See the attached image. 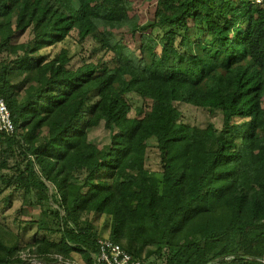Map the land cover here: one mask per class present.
<instances>
[{
	"label": "trees",
	"instance_id": "16d2710c",
	"mask_svg": "<svg viewBox=\"0 0 264 264\" xmlns=\"http://www.w3.org/2000/svg\"><path fill=\"white\" fill-rule=\"evenodd\" d=\"M127 1L0 0V93L16 127L0 131V203L19 192L48 225L27 222L28 242L0 233V264H35L26 247L94 264L97 216L144 264L149 243L163 264H264V0H156L133 27L149 34L139 60L108 58L99 22L128 19ZM185 104L220 112L221 126Z\"/></svg>",
	"mask_w": 264,
	"mask_h": 264
},
{
	"label": "rangeland",
	"instance_id": "374dc122",
	"mask_svg": "<svg viewBox=\"0 0 264 264\" xmlns=\"http://www.w3.org/2000/svg\"><path fill=\"white\" fill-rule=\"evenodd\" d=\"M127 9L129 13V18L123 20L121 22H108V21H100L99 29L109 40L113 50L109 52L108 58L112 57L115 50H122L124 53H127L131 58H135L139 60L141 57V45L144 43L148 37V32L143 31H135L133 30L134 25H144L153 21L154 13L156 10V0H128L127 1ZM28 35H24L23 39H25ZM94 41L85 42L84 49L90 51L93 47L92 43ZM69 46L73 48L74 51H81L82 43L79 42V38L76 31H73L69 37L67 42ZM83 44V45H84ZM102 43H98V47H101L100 54H103L104 47L101 46ZM87 55V56H86ZM84 55L83 58H88L89 53ZM82 63L81 58H76L74 60V64L80 65ZM138 101V96H135ZM185 113L192 119L195 120L202 126H205L208 122H214L217 127L221 126L222 116L220 112H212L208 108H197L191 105H184ZM147 166L153 170L152 176L155 180L159 182L161 178L160 173V163L158 153L154 150L149 151ZM11 192V188H8L5 191V194H9ZM13 201L11 205L6 204L4 202L0 203V233L3 238L8 241H16L18 237L22 236L25 241H32L34 239V233L37 230L38 225L35 223L27 224V222H34L37 220H41L46 226L47 218L42 215V208L40 205H30L23 204L22 194L19 192H13ZM96 225L101 230L102 235L109 234V223H107V218L105 216H97L94 218ZM148 225L150 226V234L149 241L153 242L156 240L157 224L152 219L147 220ZM23 225H27V229L24 230ZM45 230H41V233H44ZM156 249V245L153 243H149L143 252V258L152 264H163V261L156 257L154 250ZM21 255L23 258H31L34 254L31 251L30 247H26L22 250ZM33 260V257L31 258ZM74 263V262H72ZM71 263V264H72ZM75 264V263H74Z\"/></svg>",
	"mask_w": 264,
	"mask_h": 264
},
{
	"label": "built area",
	"instance_id": "2783aa9c",
	"mask_svg": "<svg viewBox=\"0 0 264 264\" xmlns=\"http://www.w3.org/2000/svg\"><path fill=\"white\" fill-rule=\"evenodd\" d=\"M15 129L16 127L10 110L0 93V131L12 134ZM97 245L98 250L94 255V264H144L140 257L134 255L129 250L121 246V244L107 236L100 237L97 241ZM32 257L33 260L31 261L35 264H47L37 259L35 256ZM61 261L62 259L59 257L58 261L53 264H61ZM66 263L71 264L69 262Z\"/></svg>",
	"mask_w": 264,
	"mask_h": 264
}]
</instances>
